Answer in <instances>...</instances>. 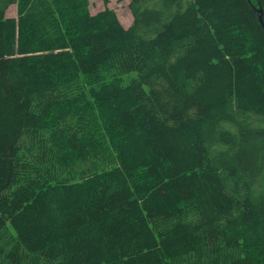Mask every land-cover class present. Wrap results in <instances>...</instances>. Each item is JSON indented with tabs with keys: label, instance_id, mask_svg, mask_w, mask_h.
<instances>
[{
	"label": "trees",
	"instance_id": "1",
	"mask_svg": "<svg viewBox=\"0 0 264 264\" xmlns=\"http://www.w3.org/2000/svg\"><path fill=\"white\" fill-rule=\"evenodd\" d=\"M109 1L0 0V264H264V0Z\"/></svg>",
	"mask_w": 264,
	"mask_h": 264
},
{
	"label": "rangeland",
	"instance_id": "2",
	"mask_svg": "<svg viewBox=\"0 0 264 264\" xmlns=\"http://www.w3.org/2000/svg\"><path fill=\"white\" fill-rule=\"evenodd\" d=\"M91 2V12L96 14L105 9L104 0H90ZM129 0H110L109 7L116 11L122 24L128 28L133 24V16L129 7ZM17 7L13 5L7 12V17H16Z\"/></svg>",
	"mask_w": 264,
	"mask_h": 264
},
{
	"label": "crops",
	"instance_id": "3",
	"mask_svg": "<svg viewBox=\"0 0 264 264\" xmlns=\"http://www.w3.org/2000/svg\"><path fill=\"white\" fill-rule=\"evenodd\" d=\"M98 13V12H97Z\"/></svg>",
	"mask_w": 264,
	"mask_h": 264
}]
</instances>
